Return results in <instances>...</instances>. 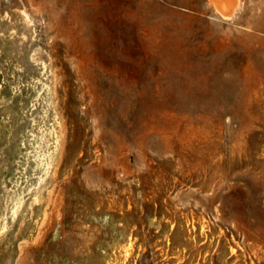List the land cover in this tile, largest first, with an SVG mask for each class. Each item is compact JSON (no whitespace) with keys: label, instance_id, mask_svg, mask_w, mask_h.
<instances>
[{"label":"rangeland","instance_id":"374dc122","mask_svg":"<svg viewBox=\"0 0 264 264\" xmlns=\"http://www.w3.org/2000/svg\"><path fill=\"white\" fill-rule=\"evenodd\" d=\"M0 264H264V0H0Z\"/></svg>","mask_w":264,"mask_h":264}]
</instances>
